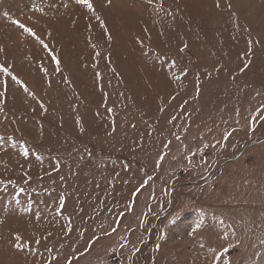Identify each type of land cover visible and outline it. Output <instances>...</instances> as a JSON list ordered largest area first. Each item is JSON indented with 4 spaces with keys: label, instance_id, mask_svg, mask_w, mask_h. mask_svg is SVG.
Here are the masks:
<instances>
[{
    "label": "rangeland",
    "instance_id": "374dc122",
    "mask_svg": "<svg viewBox=\"0 0 264 264\" xmlns=\"http://www.w3.org/2000/svg\"><path fill=\"white\" fill-rule=\"evenodd\" d=\"M242 1L0 0V264H264Z\"/></svg>",
    "mask_w": 264,
    "mask_h": 264
},
{
    "label": "snow or ice",
    "instance_id": "6c2138e0",
    "mask_svg": "<svg viewBox=\"0 0 264 264\" xmlns=\"http://www.w3.org/2000/svg\"><path fill=\"white\" fill-rule=\"evenodd\" d=\"M78 2L80 3H84V4H87L89 8L92 7V5L90 4L89 0H78ZM19 23V22H17ZM28 31L32 34V35H35V33L32 31V29H28ZM57 63H59V61H57ZM5 71H7V69H4ZM25 155H27V153H25ZM17 239H19V237H17ZM17 247H19V245H17Z\"/></svg>",
    "mask_w": 264,
    "mask_h": 264
},
{
    "label": "bare ground",
    "instance_id": "6f19581e",
    "mask_svg": "<svg viewBox=\"0 0 264 264\" xmlns=\"http://www.w3.org/2000/svg\"><path fill=\"white\" fill-rule=\"evenodd\" d=\"M245 0H243L242 2H244ZM245 2H247V1H245Z\"/></svg>",
    "mask_w": 264,
    "mask_h": 264
}]
</instances>
